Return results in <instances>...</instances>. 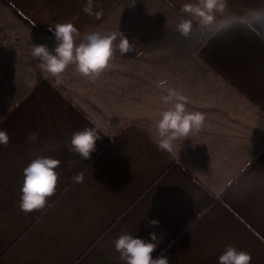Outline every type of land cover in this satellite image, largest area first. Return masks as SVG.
I'll return each instance as SVG.
<instances>
[{"label":"crops","instance_id":"crops-1","mask_svg":"<svg viewBox=\"0 0 264 264\" xmlns=\"http://www.w3.org/2000/svg\"><path fill=\"white\" fill-rule=\"evenodd\" d=\"M6 1L38 29L70 22L81 34L123 33L141 47L146 75H159L157 117L175 89L206 119L164 152L142 124L107 130L45 77L25 90L23 61L0 60V130L10 137L0 144V264H126L113 245L123 233L157 243L153 258L169 264H219L228 245L264 264V0H223L212 25L194 23L187 38L175 25L181 6L198 0H93L99 19L83 11L87 0ZM8 4L0 0V19L26 28ZM85 127L101 138L82 160L67 149ZM42 157L61 161L57 188L24 213V169Z\"/></svg>","mask_w":264,"mask_h":264},{"label":"clouds","instance_id":"clouds-1","mask_svg":"<svg viewBox=\"0 0 264 264\" xmlns=\"http://www.w3.org/2000/svg\"><path fill=\"white\" fill-rule=\"evenodd\" d=\"M223 0H198L197 3H186L181 6V13L175 30L182 37H189L193 31L194 23L202 28L212 25L214 12L223 10ZM83 11L89 16L99 19L103 10L93 12V0H87ZM260 16L262 14H254ZM56 46L50 50L47 45H33L32 56L40 61L38 68L42 74L55 78L60 83L61 75L70 65L83 77L95 79L106 68L115 55L118 47L121 54L133 51L127 37L121 32L89 29L83 34L70 22L57 23L53 28ZM119 38L118 45L114 42ZM77 40L80 42L77 43ZM165 104H170L162 111L159 120L155 123L154 140L159 150L171 153L175 150L176 141H184L190 136L201 131L205 114L190 111L186 107L187 98L175 89H168V94L163 98ZM37 133H29V139H35ZM101 138L100 133L91 127L75 131L71 135L69 152L77 154L82 160L90 159L95 151L96 141ZM10 137L6 131L0 130V144L7 146ZM75 161H69L73 165ZM61 161L51 157H42L33 160L24 169V182L20 189V210L30 213L43 209L47 199L51 197L58 184L59 172L57 168ZM84 179L83 173L73 178L77 183ZM151 226H158L159 221H149ZM152 241H157L155 233H150ZM115 250L126 264H169L166 256L153 258L152 253L157 243L123 233L113 241ZM251 253L239 250L233 245L226 246L225 251L219 256V264H251Z\"/></svg>","mask_w":264,"mask_h":264},{"label":"rangeland","instance_id":"rangeland-1","mask_svg":"<svg viewBox=\"0 0 264 264\" xmlns=\"http://www.w3.org/2000/svg\"><path fill=\"white\" fill-rule=\"evenodd\" d=\"M21 24L26 28L22 29L12 22L0 19V32L6 34L5 37L0 36V50L4 51L0 54V60L6 61V58H10L9 61L17 62V65L23 61L27 70L21 72L25 79H29V84L24 86L27 90L36 79L45 77L38 68L40 61L32 56L33 45L44 44L50 50H54L56 41L55 37L45 31L32 29L22 21ZM114 43L118 45L119 38ZM5 45L8 49L14 47L12 51L17 53H6ZM140 48H137V52L121 54L117 47L109 67L95 79L81 76L74 65H70L61 75L59 84L51 76H47V79L107 130L112 131L123 124L133 122L142 124L156 135L160 86L153 78L159 75L150 76L149 73L146 75L144 66L148 61L138 53Z\"/></svg>","mask_w":264,"mask_h":264},{"label":"trees","instance_id":"trees-1","mask_svg":"<svg viewBox=\"0 0 264 264\" xmlns=\"http://www.w3.org/2000/svg\"><path fill=\"white\" fill-rule=\"evenodd\" d=\"M1 2L3 4H8L6 0H1ZM9 5V4H8ZM9 7L11 8V10L13 11V13L15 14V16L20 19L24 24H26L27 26H29L32 29H37V27H35L26 17H24L20 12H18L17 10H15L13 7H11L9 5ZM40 31H45V33H49L50 31H48V29H40Z\"/></svg>","mask_w":264,"mask_h":264},{"label":"water","instance_id":"water-1","mask_svg":"<svg viewBox=\"0 0 264 264\" xmlns=\"http://www.w3.org/2000/svg\"><path fill=\"white\" fill-rule=\"evenodd\" d=\"M131 44V43H130Z\"/></svg>","mask_w":264,"mask_h":264}]
</instances>
